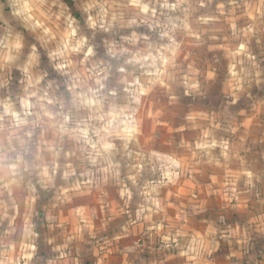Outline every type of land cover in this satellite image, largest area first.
I'll list each match as a JSON object with an SVG mask.
<instances>
[{
  "label": "crops",
  "instance_id": "crops-1",
  "mask_svg": "<svg viewBox=\"0 0 264 264\" xmlns=\"http://www.w3.org/2000/svg\"><path fill=\"white\" fill-rule=\"evenodd\" d=\"M100 2L0 0V264H264V0L186 8L204 31L182 42L176 29L160 59L176 61L187 42L198 68L194 83L160 84L170 106L158 150L141 151L167 161L154 182L132 137L88 135L82 112L100 107L61 69L74 15ZM161 3L141 0L138 14Z\"/></svg>",
  "mask_w": 264,
  "mask_h": 264
},
{
  "label": "rangeland",
  "instance_id": "rangeland-1",
  "mask_svg": "<svg viewBox=\"0 0 264 264\" xmlns=\"http://www.w3.org/2000/svg\"><path fill=\"white\" fill-rule=\"evenodd\" d=\"M161 1L159 5H162ZM164 1L160 13L154 9L138 14L141 0H101L96 13L74 15L82 24L67 42L66 51L62 50L64 61L61 63L62 70L79 73V77L68 81V84L84 88V100L90 104L95 102L100 107L82 112L85 118L94 119L86 127L88 135L93 137L103 134L104 137L113 136L117 139L132 137L128 151L133 156L134 164L138 163L142 169L143 176L152 182L158 180V168L167 165L166 159L141 156V151L145 149L158 150L156 121L165 119V108L169 105L160 84L173 83L172 79H167L173 74L175 77L181 76L175 79V85L181 84L182 87L185 83H194V78L186 77L188 66L192 67L189 70L198 68V63L188 60L187 42L180 47L182 57L176 61H163L160 53H171L172 39L178 34L176 29L180 30L182 42L192 37L190 33L199 37L204 31V25L194 30L192 25L195 23L190 21L191 16L186 9L195 5L194 0H191L192 5H189L190 0ZM168 1H174V6ZM155 3L156 0H153ZM172 23L175 31L172 30ZM53 32L54 36L59 33L58 29ZM78 38L79 41L84 39V42L77 47L72 40L76 42ZM43 39L37 36V46L42 45L40 42H44ZM55 43L53 40L51 52L56 48ZM191 47L200 49L198 45ZM35 51L42 59L37 62L38 66L44 69L48 62L45 61L46 48L37 47ZM58 53H61V49ZM161 68H164L165 74L161 73ZM196 80L200 84L199 79ZM162 140L168 143L165 138ZM119 144V149H124V144ZM138 173L140 175L139 170Z\"/></svg>",
  "mask_w": 264,
  "mask_h": 264
}]
</instances>
